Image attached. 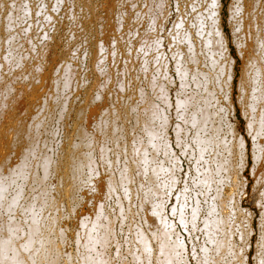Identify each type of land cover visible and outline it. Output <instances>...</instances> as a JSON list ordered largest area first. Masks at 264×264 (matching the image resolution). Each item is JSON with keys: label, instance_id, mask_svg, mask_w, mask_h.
Returning a JSON list of instances; mask_svg holds the SVG:
<instances>
[{"label": "bare ground", "instance_id": "obj_1", "mask_svg": "<svg viewBox=\"0 0 264 264\" xmlns=\"http://www.w3.org/2000/svg\"><path fill=\"white\" fill-rule=\"evenodd\" d=\"M12 1L15 2L16 0L15 1L11 0L10 2H12ZM164 1L165 0H150L147 3V6H149V7H148V9H146V13L144 12L145 13V18L140 17L141 20L137 19L138 26L135 27L137 29L129 31L127 34H125V35H128L126 37L127 39L126 38L123 39L124 37L119 39V40H121V42H124L126 40L129 41L130 39H134V37L137 36L138 40H139V42L137 44L140 43L139 44L140 46H139V49H138L137 52L142 51L143 54L144 53L145 54H149L148 52H153L155 54V57H156L155 61L154 62L151 61L153 63V67H152L153 70L149 71L148 64L145 61V59L147 57H149L150 55L149 56L146 55L147 57H144L145 59L143 58L144 59L143 63L141 65V68L138 69V71L141 70L140 72L142 73V77L144 76V77L147 78V82L149 84V89L152 88V93H155L154 94L155 97L158 100H160L159 104H162V106H161L159 104H156L154 101L148 102L149 99L147 101L144 99V101H146V103L144 102V104H147V105L143 106L141 104L142 107L140 105V109L141 110L144 107V109L142 111V113L144 115V118L140 116L141 114L140 115H134L133 114L132 115L133 117L131 119L134 122V124L136 125V127H139V128H136V129L140 130L139 134L136 135L134 138H132V142L129 143L128 146L125 145L126 147L122 148V150H124L122 152H124V156L126 157V159L129 160V163L125 164V165H122L119 168L118 167L119 166V164H118L119 162L117 161L118 162L117 163L118 166H115V167L119 168V169H117V181H118L119 184H121V188L123 189V193L124 194H122V195H125V196H123V198L125 199L126 194L128 195L130 192H133V191H131L132 189H131V187H129V184L132 181L131 180L132 177H133V173L132 172L135 170L136 173L139 174L138 178H140V180H138V187L141 189V192H142L141 200L138 198L140 200V202H141V205L139 203L138 206L141 207L140 208L141 211L144 210V212L147 213V214H148V212L144 208L148 209V207H149V209H150L149 213L151 215L148 214V215H145V217L143 216L144 219L141 218V220L143 219L142 220L143 221L142 224L144 226V230H142L140 228H137L138 226L137 227L135 226L136 227V229H135L136 232L134 231L135 232V238H133V240L134 239L135 240L133 242L134 243L137 242V244L139 245V248H140L138 253L141 252V254H139V255L137 254L136 256H134L135 254L134 255L132 254V256L129 255L130 256V261L134 259L135 261L134 260L133 261L135 262V264H152V261H154V260L158 264H186L185 263L186 260L183 259V257H184L183 256V254H184L183 253L184 252L183 243H181L180 241L177 240L176 237H174V234H175L174 233L175 231L173 229L174 227L173 228L171 227L172 226L171 223H170V225L167 224L166 223L167 219L165 218V216L162 217V215H161L162 214V210L164 208V204H166L165 202H168V201L165 200L166 195L167 194L169 195L171 192H173L175 190V187H176V184H177V180H176V177H175L176 173L174 171L176 169V163L177 162H176V159L174 157H172L171 152H170L171 148H169V143L166 141V138H165L166 126L168 127V125H167L168 124V120H167L166 114H165V109L167 108V105H168V100H167V90H168V88L165 89V85H163V80L167 79V75H168L167 74V67H168V65H167V61L165 60V57L162 56L163 53H162V49H161V43H160L161 41H160V39L155 36V39L152 38L151 41H150V40L147 39V37H145V36H148V38H149V36L153 37L154 36L153 32L151 33L152 35L149 34V35H145L144 38L142 37L145 29H148V30H151V31L155 30V28H156L155 25L157 24V21H158V15L156 16V13L157 12L158 13L161 12V14H162V10L164 9V5L166 4ZM18 2L15 3L16 6H18L17 5ZM188 2H189L188 3L189 4L188 7H189L191 13H193L192 17L194 18L193 19L194 21H192L191 19L190 20H191L192 26L195 28L196 37L194 38V35H193L194 33L192 34L190 32V30H188L189 32L186 33V34L181 31L180 26H181L182 21L179 20V18L177 17V19L172 24V27H171L172 29L170 28L171 32L173 31V33H171V35H169L168 39L169 38L170 39L167 42L168 44H166L167 47H168L169 57H171V59H172V70L176 73V77L178 79V85H179L178 90L174 94L175 95V100H176V105H175V110H174L175 112H173L174 115L176 116L177 120H178V121L176 120L178 123L174 124L172 128H174L173 132H174V135H175V141L178 144V146L181 147V149H182L181 151H184V152L187 151V147L185 145H183V143L181 142V140L179 138V134L183 130L181 128L180 124H182L184 127L185 126L188 127L190 129V131H192V134L190 136V140L192 142V145H193L194 149H196L197 156H198L197 159L195 160V163H194V171H195V178L193 179L194 188L197 187L199 189V191L203 190L204 192L206 190L209 191L212 188L213 189L216 188L215 189L216 192H214V190L212 189L213 192H214L213 201H212V203H209L210 200L208 202V204H209L208 212L205 211L207 215L204 214L205 216H203V218L201 220H199V222L202 221L201 222L202 223V225H201L202 227L201 228H204L203 229V231H204L203 235L205 234V236H203V237H205L204 238L205 242L206 243L209 242L208 245L210 246L208 249L205 248L204 245L202 246V247H204V249L201 250L203 256L201 255L200 257L201 258L203 257L205 262L207 261V262H209V264H224L223 261L225 260L226 257L235 255L236 259H237V256H238V254L240 255V251H241V249H239V247L236 244H233L231 242V240H233V238H234V237L231 238V236H233V235H231V233L234 231V228L230 225L231 222H232L231 219H232L233 213H232V211H229V210H231L230 207H231V204L233 203V200H234V199L231 198V196H233V195H228V196L226 195L224 197L223 196V193H224L223 192V186H228L229 190H231V191L235 187V182H236V179H237V171H236L235 165L238 164L237 161H236L237 159L240 158V161H241L242 158H243L244 141L242 139H239V140L238 139H234L233 141H230V140L227 141L224 138H221L220 134H221L222 128H223V126L225 124V121H224V117L222 116V113L220 112L221 111V107L218 104H217L218 107L217 106L214 107V102H215V105H216V101H215L216 98H214V93H215V91L217 89H219V91L221 89H225V92L229 96V94H230V92L232 90V86H233L232 82H233V76H234L235 58L230 54L228 41H227V39H226V37L224 35V31H223L222 12H221V10H222V2H221V0H189ZM258 3H259V0H232L230 5H229V8H228L227 12H229V21L231 22V24L233 26L232 27V39L234 40V44L236 46L237 55H239L240 59L242 60V64L241 65H243L242 66L243 72H242V75H241L242 77H241L240 80H238L239 83H240L238 86H240V93L242 94V96H243V94H246L247 91L249 92L246 95L248 97V99H245V100H247V102L245 104V109L244 110H246V114L249 113L248 118L246 120V126H247V131L248 132H252L251 138H252V140H254L253 144H252L253 153L252 152L251 153L253 154V158H254L253 160L255 161V163H257L258 160H259V164H260V162L263 163L261 161V158H264V153H263L264 152V148H263V146H264V133H263L264 132V32L262 34L260 32V30H258V29H259V27H261V28L264 27V13H262V14H259V13L256 14L255 13V9H256ZM11 5H12V3H11ZM11 5L9 7H11ZM259 5H260V3H259ZM13 6H15V5L13 4ZM19 6H20V4H19ZM263 6H264V4H263ZM110 7H109V9H110ZM126 7L129 8L128 5H126L125 8ZM13 8L14 7H12V9ZM145 8H147V7H145ZM16 9H18V8L16 7ZM19 10H20V15H21L22 11H21V9H19ZM19 10H17L16 12L18 13ZM9 12H10V9H9ZM11 12H12V10H11ZM126 12L127 11H125V14H126ZM3 15H4V12H3ZM15 16H16V14H15ZM142 18H143V20H142ZM3 19H4V21L0 22V24L2 23L1 26H0V48H2L1 49L2 53L0 54V59L2 58L1 60L3 61V64H2V61H1L0 70L3 69L4 67L5 68L8 67L10 69L11 66H15L16 67L19 64L22 65L23 62H24V61H22L23 58L22 59L21 58L18 59L17 58L18 56L17 57L15 56V55H18V54L15 53V51H14L15 49H13V47H14L13 43H12L13 47L11 46L12 40H14V38L16 37L15 33H17L16 31H13V29H15L14 26L17 27L15 25V22H16L15 21V17H14V19H11V17L7 16V17H4ZM16 19L19 20V18H16ZM139 21H140V23H139ZM122 22H124L123 21V15L118 14V17L115 19V22L113 24V29H111V30H114L113 32H115L117 29L120 30L119 28L122 25ZM109 23H110V21H109ZM141 29H143V31H141ZM15 30H17V29H15ZM191 30H193V29H191ZM263 30L264 29H262V31ZM168 31H170V30H168ZM118 32H117V34H118ZM154 32H156V31H154ZM2 33H3L4 36L2 35ZM116 38H118V37H116ZM24 42H25V40H24ZM134 42H135V39H134ZM109 43H110V41H109ZM114 43L115 42L113 40V44ZM25 44H28L30 46V44L27 43V42ZM102 44H103V42H102ZM113 44L111 46L109 45V47H112ZM1 45L3 47H1ZM99 45L100 46L97 47L99 49V51H97L98 52L97 55L99 56V54H100L102 56V55H104L103 54V49L104 48L106 49V47L103 45L104 46V48H103V46L100 43H99ZM116 45H117V43H116ZM120 45H121V43H120ZM29 46H27V47L28 48L32 47V45L30 47ZM122 46L125 47V45H123V43H122ZM114 47H117V46L114 45ZM28 48H26V49L28 50ZM120 48H121V46H120ZM44 49H46V48H44ZM31 51H32V53H34L33 52L34 50H31ZM31 51L29 50L30 53H31ZM41 51H42V49H41ZM43 51H45V50H43ZM53 51L54 50H52V52ZM115 51H117V49ZM122 51H124V50H122ZM48 52L51 53V51H48ZM19 53H20V51H19ZM54 55L57 56V54H54ZM111 55L113 56V54H111ZM151 55H153V54H151ZM201 55H203L204 58H205L204 59L205 61L203 63L202 62L201 63L204 64L207 67V68L206 67H204V68H206L208 71L207 70L203 71L204 69L202 71H200L198 69L200 71V72H198L196 70V66H199L198 65V61H200V57H202ZM23 56L25 58V56L28 57L29 54L28 55L26 54V55H23ZM30 56H31V54H30ZM40 56H39V58L42 57V56L41 57ZM98 56H97V61L99 60ZM104 56L107 57V55H104ZM109 56H110V54L108 55V57ZM123 56H125V55H123ZM126 56L128 58V55H126ZM44 57H45V55H44ZM64 57H65V55H64ZM43 58H41L42 61H45V59H47V58H45L43 60ZM56 58L59 60L60 57L58 58V56H57ZM32 59H33V55H32ZM67 59L70 62L72 61V58H71V60L69 59V57ZM106 59L107 58L103 59L102 57H100V60L97 63L100 64V63L106 61ZM202 59H203V57H202ZM25 60H26V58H25ZM48 60H50V59H48ZM68 60L66 62H68ZM125 60H123V61H125ZM128 60H130V59H128ZM33 61L40 62V61H38L37 58L35 60H33ZM60 61L61 60H59V62L56 63L54 60L53 61L50 60V63H49L50 64V66H49L50 68H49V70L46 71L44 76L43 77L41 76L40 79H39V76H38V72H40V71L37 72V70L39 69L38 68L39 65L37 63L36 65L38 67L36 66V68H38V69L36 71H34L35 73L37 72L38 82L40 81L39 84L37 85V88H35L36 85L34 86V82H35L36 78H35V74L33 72L32 74H34L33 77L35 79L32 76L31 77L34 79V82L32 83L31 80H33V79H31L29 81L30 85L28 83L24 84L23 81H22L24 79H22L21 80L22 84H24V86L28 85L29 89H27V88L26 89H22L21 88L22 85H20L21 89H19V91H18L19 93L17 92V96L12 95L13 91L17 89V88L13 89L12 85H14V84L11 85V84H9L10 83L9 81H5V80H7V78L5 79V77H4L5 80L2 81L3 77L1 79V75H0V217L2 215L1 212L10 213V211L13 212V210H15L16 208H18V210L22 209L21 208L22 206L19 208L17 206V204H16V202L18 203L19 197H21L22 193L24 192V191L21 190L22 188H20V186H19L20 191H22V193L17 188L15 190V193H14V190L13 191L9 190V191H12V193H13L9 197L6 196V195H9V194H7V193H9L7 190H8L10 185L15 184L14 182H15V180L17 178L20 177L21 181L25 179V178H23V176H24L23 172L25 170L27 171V167L28 166L31 168V164L33 163V162H31V160L33 161L35 159L34 156H36V155H34V154L36 152L34 150V147H32V145H30V144H29L30 147L27 146L28 148L27 147H22V145H23V142L25 143V141L28 138L26 136H29V135L32 136V139H31L32 142H34L36 140L35 142L37 143V141H38V136H36L37 139H35V137L33 139V134L35 135V131L38 128L42 127V125L40 123L42 122V124H43V121H41V119L44 118V116L42 115L43 117L41 116L42 117L41 119H39L40 117H38V119L41 122L39 120H37V116H40V113L45 111L46 108H47V110H49V108L46 107V105L48 103L45 104L46 103V99L45 98L49 94L48 87L50 86V88L53 89V91L55 90L54 92L57 95H55L53 93V95H54L53 98L55 96H58L57 100H58V103H59V100H60L59 98H61L62 97L61 95H63V94L65 96V93H66L67 89L70 88L69 87L70 86V82H72L71 79L73 78V76H75L74 67L69 65L72 62L71 63L69 62V64L64 62L62 64V62L64 60H62L61 63H60ZM123 61H122V63H123ZM109 62H110V60H109ZM106 63H108V62H106ZM119 63H121V62H119ZM196 63H197V65H196ZM40 64H42V63H40ZM43 64H44V62H43ZM103 64L104 63H102V65ZM33 65L35 67V64H33ZM117 65H119V66H117L116 71H114L115 68L113 69V71L116 72V73L113 74L111 72V70H110V72L113 74V76L116 75V76H114L116 78V82H117L116 83V87H115L116 88V94L119 93L120 96H121L123 94L122 92H124L123 89H125L123 87L124 85L122 83V80H124L123 79V76H124L123 73L124 72L122 73V71L125 70L124 69L125 65L118 64V63H117ZM23 66H21L22 69H23ZM130 66H132L131 63H130ZM21 67H19V68H21ZM101 67H99V68L96 67L95 68L96 71H97V69L101 70ZM17 68H16V70H17ZM27 68H26V70H28ZM111 68H113V67H111ZM198 68H201V67H198ZM45 69H46V67H45ZM122 69H124V70H122ZM127 69H129V68H127ZM10 70H12V69H10ZM14 70H15V68H14ZM24 70L25 69H23V71ZM130 70H132V69H130ZM210 71H213V73H212L213 76L212 77L210 76V74H211ZM12 72H14V71H12ZM29 72L30 71L27 72V75H28ZM42 72H40V73H42ZM1 73H4V72H1ZM56 73H58V76H57ZM125 73H127V72H125ZM151 73L152 74L156 73V75H157L156 78L155 77L152 78V76L148 77V75H150ZM21 75L23 76V74H21ZM24 75H25V73H24ZM29 75H30V73H29ZM14 76H15V74H14ZM97 76H98V74H97ZM102 76L104 77V75H102ZM105 76H106V73H105ZM113 76H112V80L115 81ZM107 77L110 78L108 73H107L106 78ZM14 78H17V77H14ZM23 78H26V75ZM134 78H133V80H134ZM137 79H138V77H137ZM28 80H29V78H28ZM169 80L167 81L168 85L170 83ZM73 81H75V79ZM7 82H9V83H7ZM14 82H12V83H14ZM24 82H25V80H24ZM145 82H146V80H145ZM17 83L19 84L21 82H17ZM17 83L15 85H17ZM72 83H74V82H72ZM104 83L108 84V80L103 82V83H101V85L103 84L102 86L97 84L98 86H101L100 89L98 87H96V88H98L100 91H101L102 87H103V89H105L106 87L104 86L105 85ZM111 83H112L111 86L114 87L115 82H114V84H113V82H111ZM188 83H191L192 84V88H195L198 93L194 92V94L189 95L190 92H188L189 94L187 95L186 94L187 90L185 91V89L188 88ZM74 85H76V84H74ZM146 86L148 87V85H146ZM247 86H248V88H246ZM72 87L74 88L73 85H72ZM78 87H79V85H77V88ZM50 88H49V90H50ZM75 89L76 88H74V90ZM108 89H107V91L109 92L110 89L109 90ZM126 89H128V88H126ZM63 90H65V93L62 92ZM99 90H97V91H99ZM112 91H114V90H112ZM125 91L127 93V90H125ZM149 92H150V90H149ZM70 93H73V92L70 91ZM102 93H104V90L102 91ZM240 93H239V95L241 97ZM51 94H52V91H51ZM51 94L48 95V96H51ZM98 94H99V92H98ZM138 95H139V101H140V100H143V98L146 97V96L144 97V95H147V93L143 94V92L140 90ZM108 96L111 97V94L110 95L108 94ZM126 96H128V95H126ZM153 96H152V98H154ZM66 97L63 98L64 102H66V100H67V99L65 100ZM118 97H119V95H118ZM215 97H216V95H215ZM97 98H99V95H97ZM132 98H133V92H132ZM134 98H137V97L134 95ZM238 98H239V96H238ZM244 98H246V97H244ZM244 98L241 97L240 101L244 100ZM101 99L103 100L102 96H101ZM114 99H116V98H113V102H114ZM89 100L93 101L92 99H89ZM152 100H155V99H152ZM245 100H244V103H245ZM53 101H54V99H53ZM91 101L88 102V104H90L88 108H90L91 111H92V109L94 110L96 103H95V101H93L91 103ZM97 101H98V99H97ZM99 101H101V100H99ZM103 101L105 102V100H103ZM64 102H61V103H64ZM55 103L57 104L56 101H55ZM64 104L63 105L61 104L62 106L61 105H58V106H61V107L64 106V108H65L66 104L65 105ZM52 105H53L52 107L50 106L51 107L50 108L51 111L54 109L53 108L54 107V103ZM111 106H112V104H111ZM119 106H120V104H119ZM55 107H57V105ZM99 107H101V106H99ZM103 107L106 108V110H107V107H105V105ZM229 107H231L230 102H229ZM240 107H241V105H240ZM86 108L87 107H85V109ZM88 108L86 110H88ZM104 108L103 109L100 108L101 109L100 111L103 110L101 112L103 115L105 114L104 113L105 112ZM132 109L134 111H136L135 107H132ZM140 109H139V111H140ZM62 110L63 111L60 110L59 112L57 110V112H55V113H58L57 115H59L61 117L63 115H60V114L62 112L63 113L65 112L64 109H62ZM97 110H94V114H97V113H95V112H98ZM113 110H115L114 107H113ZM125 110H126V108H125ZM125 110L123 112H125ZM89 111H88V114L91 112V111L90 112ZM130 111L132 112L131 109H130ZM107 112L111 113L112 111H108L107 110ZM118 112H119V110H118ZM51 113H53V112H51ZM51 113H50V115L52 116L53 114H51ZM92 113H93V111H92ZM136 113H137V111H136ZM243 113H245V112H243ZM45 115H46V113H45ZM87 115H85V116H87ZM89 115H88V117H89ZM103 115H101V116H103ZM107 115H108V113L106 114V116H103V117H107ZM127 115H130V113H128ZM244 115L245 114H243V116ZM119 116H120V114H119ZM53 117H54V115H53ZM108 117H109V115H108ZM117 117L118 116L116 114L115 118L119 119ZM124 117H126V116L125 115L120 116V118H124ZM56 118H58V117L56 116ZM115 118L113 119L115 121V122L113 121L114 124L117 121ZM91 119H95L94 115H93V118H91ZM100 119H101V117H100ZM100 119H98V120H100ZM103 119L104 118H102V120ZM106 119L108 120V118H106ZM106 119L103 120V123H102L101 126L105 127V125L107 124L106 123V121H107ZM127 119L130 120V118H127ZM95 120H92V121L94 122ZM90 122H87V123H90ZM93 122H91V123H93ZM111 122H112V118H111ZM122 122L123 121H121V123ZM95 124H97L95 126H97V128L99 129V126H100V125L98 126L99 121H97V123H95ZM114 124L109 123L108 127L110 125V127H109L110 131L114 130V132H116V131L118 132L120 129L118 130L116 125H114ZM48 126H47V129H48ZM101 126H100V129L102 128V130H103L102 133L104 132L105 135H103L104 134L103 133L102 136H101L100 135V131H99V134H98V131H97L98 129L97 130L95 129L94 131L97 132L98 136L103 137V136L107 135V137H108V134H106V130H108V128L104 130L103 129L104 127H101ZM119 126H121V125L119 124L118 128H119ZM85 127H88V126L86 125ZM91 128H92V126H91ZM42 129H44V127ZM75 129H77V130H74V131H77V132H75L76 133L75 134L76 135L75 138H77L76 139L77 142H75V144H74L76 148L73 149V147H72V149H73L72 151H74V150H76V151L73 152V154H75V155L72 158H71V155H70V158H71V159L69 158L70 161L67 160L69 162L68 170H70L71 173L75 177L78 178V179L76 178L78 181L80 180L79 179L80 177L83 179V177H82L84 175V174H82L83 172H85V174H86L85 178L89 179V178H92L93 176L94 177H98L97 165H96L95 161L92 160L93 158L91 159V157H90L92 153H82L83 151L81 150L84 147V150H85L84 152H86L87 150H88V152H89V150L92 152V150L90 149V147H92V146L89 145L90 143L88 142L89 140H87L88 138L86 139V136H87L88 133L86 134L85 130L84 131L82 130V127H81V129L79 127H77V128L75 127ZM32 130H35V131L32 132ZM88 130L87 131L89 132V134H90V132H92V133L94 132V131H90L91 130L90 128ZM185 130H186L185 132H188L187 128ZM231 131H232V129L228 130V132H230L232 134ZM31 132H32V135H31ZM41 132H42V130L40 131V133ZM114 132L112 131V134ZM185 132L183 134H186ZM234 132H233V136L235 134ZM43 133H45V131ZM249 134L250 133H248V135ZM91 135H93V134H91ZM91 135L89 137H91L90 140L93 141V142L97 141L96 138L100 139L99 137H96L97 136L96 134H95L96 138H94V135L93 136H91ZM115 135L116 134H114V136ZM24 138H26L25 141L22 140ZM43 139L45 140V137ZM43 139L41 140L40 143H42V141H44ZM104 139H102L101 141H103ZM47 141H48V143L50 142L49 140H47ZM101 141L98 140L97 142L100 143ZM44 142H46V140ZM40 143L38 145H40ZM73 143H74V141H73ZM91 144H92V142H91ZM102 144L101 143L99 145L97 144L99 148L97 147L95 154L98 157V159L102 162L101 164L105 165V163L107 161L106 158H107L108 150L105 147V145H102ZM25 145H27V144H25ZM45 145L43 144V147L40 146L43 152H44ZM77 147H79V149ZM92 149H95V148L93 147ZM36 150L38 152V149H36ZM80 150H81V152H80ZM50 151H51V149H50ZM236 151H238V153H236ZM45 152H47L46 149H45ZM38 153L40 154V152H38ZM44 153H43V155L42 154L41 155L44 156ZM93 153H94V151H93ZM233 153H235V155H237L238 157H235L234 159H236V160L234 161V163L230 164L229 163V158L231 159L232 156H234ZM49 154H50V152H49ZM49 154L46 155V157H40L41 155L37 156L36 160H37L38 163L37 162H34V163L35 164L37 163V166L39 167V171L42 174V175H40L41 177H39L40 180L44 178L42 181H46L45 178H47V180L50 182L52 180V178H51V180H49L48 178H50L53 175L52 174L53 171L57 170L58 167L57 166L55 167V163L53 164L54 160H52V162H51L52 158L48 157ZM157 154H162L161 155V157H162L161 160L162 161L157 162V160H158ZM207 154L210 157L207 156ZM226 155H228V158H227L228 161L225 159ZM221 156H223V158ZM38 157H40V159ZM235 163H237V164H235ZM50 164H53V166L55 168L54 169L52 167L53 170L51 172L52 175L50 174L51 176H49V174L47 175V173H49L48 170H51V169H49L50 166H51ZM114 164L116 165V163H114ZM242 164H244V162ZM111 165H113V164H111ZM198 165H200V168H198ZM254 165L257 167V164H254ZM32 166H33V164H32ZM35 166L36 165H34V167ZM64 166L66 168L67 163ZM60 167H62V166H60ZM242 167H244V166H242ZM256 167H255V169H256ZM259 167H261V166H259ZM34 169H37V168H34ZM59 170H61V168ZM66 170H67V168H66ZM242 170H243V168H242ZM35 171L37 173V170H35ZM28 172L30 173L32 171L30 170ZM55 172L57 173V171H54V173ZM58 172H59V174L61 173L60 171H58ZM25 173L27 174V172H25ZM36 173L33 171V174H32L33 177H35L38 174V173L37 174ZM65 173H68V172H65ZM238 173H240V172H238ZM256 173L259 174L261 172L257 171ZM34 174H35V176H34ZM59 174H58V176L61 175V174L60 175ZM138 174H137V176H138ZM21 175H22V178H21ZM27 176H29V175H27ZM27 176H25V177L29 179V177H27ZM47 176H49V177H47ZM111 176H112L111 174L110 175L108 174L106 177L109 178ZM238 176H239V174H238ZM253 176H255V172H254ZM33 177L31 178V176H30V179H32V183H33V181L36 182L35 180L37 179L35 177V180H34ZM61 177H62V175H61ZM64 177H66V175H64ZM54 178L57 179L56 182H54L55 181ZM54 178H53V182L52 183L50 182V184L53 185L50 188V191H47L46 187H45V191H44V189H42V191H44L45 193L47 191L48 192L47 194H49V192L53 191V192H51V194H55L57 196V194L61 193V191H62L59 188H60V186H62L61 184H63V183L59 184L60 182H62V181L59 180V179H61L60 177H58L59 179L57 178V176H55ZM67 178H65L66 181H67ZM263 178H264V176L261 179L262 181L264 180ZM38 179H37V181H38ZM98 179H100V177H98ZM256 179H257V182H255V181L254 182L258 183L259 181H258L257 175H256ZM91 180H93V179H91ZM91 180H88V181H91ZM24 181L26 182V179ZM80 181L82 182V180H80ZM98 181L102 182L101 180H98ZM104 181L106 182L107 180H104ZM115 181L116 180L114 179V177L113 178L111 177V178L108 179L107 182L109 183V185H107V187L104 186V188L109 189V191L111 190V192L106 190L105 193L109 192V194H110L112 192L113 193L115 192L116 189L113 191V189H114L113 187L115 185ZM262 181H261V185L263 186ZM70 182H71V180H70ZM85 182L88 183L86 179H85ZM95 182H97L96 178H95L94 182L91 181V183H95ZM100 182H98L96 184H99V186H100V184H101ZM37 183H39V182H37ZM78 183L80 185V182H78ZM91 183L90 184L88 183V184L90 186H93V184L91 185ZM81 184H84V182L81 183ZM44 185L46 186V183ZM89 185H88V187H89ZM241 185L244 186L242 183H241ZM261 185H260V187H261ZM16 186H18V185H15V187ZM37 186L40 187V185H36V188H38ZM238 186H240V185H238ZM13 187H14V185H13ZM28 187H30V186H28ZM41 187L44 188L43 187V183H42ZM109 187L112 188V189H110ZM138 187H137V189H139ZM97 188L95 187L94 189H96V191L97 190L99 191L100 187H99V189H97ZM104 188L101 187V189H103V190H104ZM13 189H15V188H13ZM29 189L30 188H28V190ZM67 189H69V188L67 187ZM81 189H82V191L85 190V189L83 190V188H81ZM87 189H89V188H86L85 191H87ZM122 189H121V191L120 190L119 191L122 192ZM261 189H262V187H261ZM32 190H34V189H32ZM72 190L75 191V187H72ZM187 190H188V185L183 186L179 191L177 190L178 193H177V197H175V200L177 201L178 199H180V200H182L181 202H183V199L185 198V195L187 194L186 193ZM38 191H39V189H38ZM42 191H41V188H40L39 195L36 193L37 197L39 196L38 199H34L35 197L33 196V198H32L33 200L32 201L34 203H35L34 200H37V201L39 200L40 203H41V201H42L41 196L42 195H44L43 198L45 197V199H46L45 195H47V194H45ZM98 191L96 193H94L93 196H92L94 198V200L91 199V198H86L88 200L91 199L93 201L92 203H94V201L96 202L95 204H92L94 206L96 205L95 208L93 209V207L91 206V208L89 209V210L92 209L93 213L89 212V211L87 212V210H88L87 208L88 207H86L85 212L83 214L79 215L78 219L76 218L77 221H74L76 223H73L74 225H72V228H71V231L74 234V242H75V249H76L75 256H76V258H79V260L81 261L80 264H106V260H105L106 256L104 257L103 254H102L104 250H102L103 247L101 246V244H99V245L102 247V248L100 247L101 248L100 250L102 251V253H101V251L100 252L98 251L99 249L96 251V244L103 242V239L107 240L105 238L108 237V235L110 236L109 231H108V229L105 226L106 222H108L109 220L108 219H107L108 221L106 220V217H105L106 214L103 215L102 208H101V202H100V201H102L101 197L104 196V195H102L100 192H99L100 193L99 194ZM138 191H140V190H138ZM261 191H264V189L261 190ZM261 191H260V195L262 196V194H261L262 192ZM63 192H66V191H62V193L59 194V195L62 196ZM72 192L73 191H69V193H70L69 196L72 195L71 194ZM239 192H241V190ZM41 193H42V195H41ZM226 193H227V191H226ZM84 194L91 197V195L87 194V192H84ZM131 194H134V193H131ZM131 194H129V195H131ZM193 194H195V193H193ZM198 194L201 195V193H198ZM205 194H207V192L203 193V195H205ZM231 194H233V192ZM100 195H101V197H100ZM97 196H99V198ZM52 197H54V196H52ZM52 197H51V200H52ZM263 197H264V194H263ZM48 198L49 199H47V203L50 201V197H48ZM204 198H206V197H204ZM219 198H221V200H219ZM25 199H26V197H25ZM56 199H57V197H56ZM99 199H101V200H99ZM193 199L197 202L196 197H194ZM21 200H22V198H21ZM59 200L60 199H58V201ZM184 200L186 201L187 199H184ZM123 201H125V200H123ZM126 201H127V199H126ZM214 201H216L217 204L216 203L214 204ZM262 201L264 202L263 199H262ZM29 202H31V201H29ZM29 202H28V206H27V203H26L25 207H29L30 204H31V206L27 210L23 209V212L25 211L24 213H26V215H27L26 217L22 216L24 214L21 211V213H22L21 216L22 217L20 219H22L23 222L21 220L19 221V219L17 220L19 222H17L14 219H12L11 216L9 217L10 219H8V217H7L8 214L5 216V217H7L8 221H6V222L4 221V224L2 223V221L0 222V264H26V263L28 264V262L32 263L35 260L37 261V264L38 263L39 264H58V258H59L60 255H62V254L68 255L69 254V253H67L68 250H69L68 249L69 246L67 247V243H65L62 246V248L56 247L55 246V244L57 243L55 241L56 239L55 240H54V238L51 239L50 234L48 235V233L46 234L45 232H43L44 229H42V228L44 226L42 227V223H40V220H39L41 215L39 214L40 217L39 218L37 217L38 214H35V211L33 210L34 207H32L33 203L29 204ZM44 202L45 201H42L41 206L43 204H44L43 206H45ZM54 202H55V200H54ZM86 202L87 201H85V203ZM50 203H51V201L48 204H50ZM83 203H84V201H83ZM119 203H120V201H119ZM52 204H53V200H52V203L50 205H52ZM86 204L88 205L89 203H86ZM185 204L183 205V203H182L183 207H181V210L185 209L184 208ZM195 204L196 205L194 207H192V209L189 208L190 209V214H191V215H189V217H190L189 218L190 222L188 221L190 223L189 226L191 224L193 225L196 222V220H198L200 218L199 217L200 209H198L197 203H195ZM256 204H257V202H256ZM36 205H38V203ZM257 205H259V204H257ZM263 205H264V203H263ZM43 206H42V208H43ZM56 206H58V205H56ZM119 206H122V204L119 205ZM232 206H234V205H232ZM219 207L222 209L221 212L218 211ZM260 207H262V209H263L262 210L263 213H261V215H262V219H261L262 221L261 222H263L262 224H264V208H263L264 206H262V204H261ZM38 208H40L39 205H38ZM38 208L36 206V211H37ZM42 208H40V211L42 210ZM172 208L174 209V207H172ZM179 208H180V206H179ZM43 209H47V208H43ZM140 209H139V212H140ZM173 209H171V211ZM226 209H228V211H226ZM55 210H56V208H55ZM137 210H138V207H137ZM181 210L179 209V211H178L179 212L178 213L179 214V218H180L179 221L181 222V220L184 219L183 221L185 222L186 217L184 216L185 218H182V214L180 213ZM223 210H225V211H223ZM127 211H128V209H127ZM239 211L240 210H238L236 212H239ZM241 211H242V209H241ZM15 212H16V210L13 212L14 215H15ZM4 213H3V216L5 215ZM17 213H18V211H17ZM234 213H235V211H234ZM144 214H142V215H144ZM243 214H244V212H243ZM10 215H12V213ZM241 216H239V213H238V217L240 218ZM246 216H248V215H246ZM140 217H142V216H140ZM233 217H235V216H233ZM4 218L2 217L0 219H4ZM66 218H65V220H66ZM163 219H166V220H163ZM52 220H54V219H52ZM234 221H235V219H234ZM246 222H248V221H246ZM48 223L47 224L45 223L46 224V226H45L46 227V229H45L46 231L48 230L47 228L49 227ZM51 223H52V226L55 227V225H56L55 224V220H54V223H53V221ZM60 223H62V221ZM88 223H89L90 226L88 225ZM168 223H169V221H168ZM62 224H64V223H62ZM62 224H60V226ZM234 224H235V222H234ZM259 224H261L260 221H259ZM262 224L260 225V227L262 226ZM183 225H184V228H185L186 225L185 224H183ZM236 225H238V224H236ZM60 226L58 225L56 227L57 230L55 229V231L57 233L56 237L58 239L60 238L59 241H61V240L63 241L64 240V236L67 235V233H68L67 232L68 228L66 229L65 228L66 226H65L63 229L62 228L59 229L58 227H60ZM145 226H146V230L147 231H145ZM193 226H196V225H193ZM239 226H242V224L239 225ZM50 227H51V225H50ZM61 227H63V226H61ZM235 229H237V228H235ZM238 229H237L236 232H238ZM244 229H246V228L244 227ZM21 230H23L22 233H21ZM49 230H50V232L54 231L52 227ZM249 231H251V230H249ZM98 232H100L101 234L98 235ZM246 232H247V230H246ZM18 233L22 234V236H20V239H22L25 236V238H23L24 240L22 239L23 240L22 242L21 241L18 242V239H19L18 235H21V234H18ZM239 233L241 235V232H239ZM251 233H252V231H251ZM249 234H250V232H248V235ZM53 235H55V233H53ZM240 235H238V236L240 237ZM243 235L245 236V234H243ZM246 235H247V233H246ZM247 236H245V239L247 238ZM262 236L264 237L263 233L260 235V238ZM53 237H55V236H53ZM239 237H238V239H239ZM230 238H231V240H230ZM108 239L110 241L111 236H110V238L108 237ZM152 239H153V241H152ZM154 240L155 241L158 240V242H157V251H156L155 255L152 253L153 252V244L151 243V241L154 242ZM260 240H261L260 241L261 243L259 242V245L261 244L264 247V238H261ZM53 242H56V243L54 244ZM65 242H68V240H66ZM233 242L235 243V240ZM245 242H246V244H248L247 241H245ZM71 243H72V241H71ZM155 244H156V242H155ZM255 244H257V243H255ZM106 245H104V246H106ZM261 245H260V247H262ZM97 246H98V244H97ZM133 246L136 247V245H134V244H133ZM133 246H132V248H134ZM155 247L156 246H154V248ZM244 247H243L245 249V251L243 249L244 253L241 251L242 252V256H243L242 259H246L245 253H246V251H247L249 246L246 245ZM104 249H106V248H104ZM137 249H138V247L134 248V251L137 250ZM108 250H109V248H108ZM263 252H264V250H263ZM263 252L262 251L260 252L261 253V255H260L261 257L259 256V258H261V259L258 258V262H257V258H256V262L258 264H264L263 263L264 259H262V254H264ZM181 256H183V257H181ZM132 257H133V259H131ZM69 258L70 257H67V259H69ZM76 258L74 259V261L76 260ZM238 258H239V256H238ZM106 259L108 260V257ZM198 259H199V257H198ZM229 259H231V258H229ZM242 259H241V261H242ZM65 261H67V263H70V261H68L66 259H65ZM237 261H240V260H237ZM109 262H111V261H109ZM199 262H200V260H199ZM203 262L204 261L202 260V264H206L207 263V262L206 263H203ZM75 263L77 264V262H75ZM228 263L229 262L227 261L226 264H228ZM242 263H243V261H242ZM70 264H72V261H71ZM229 264H231V263H229ZM235 264H238V263H235Z\"/></svg>", "mask_w": 264, "mask_h": 264}, {"label": "rangeland", "instance_id": "obj_2", "mask_svg": "<svg viewBox=\"0 0 264 264\" xmlns=\"http://www.w3.org/2000/svg\"><path fill=\"white\" fill-rule=\"evenodd\" d=\"M11 0H0V22H3L4 21V17H7V16H9V17H11V19H14V17H15V21L17 22H15V25L17 26V27H15L14 26V28L15 29H17V30H15V29H13V31H16L17 33H15L16 34V37L14 38V40H12V42H11V46H12V43L14 44L12 47H13V49H15L14 51H15V53H17L18 55H15L18 59L19 58H23L22 59V61H24L23 62V64L22 65H18V66H11V68L10 69H12V70H10L8 67H4L3 69H1L0 70V75H1V79H2V77H3V79H2V81H4L6 78H7V80H5V81H9V82H7V83H9V84H14V85H12V87H13V89H16V90H14L13 91V93H12V95H15V96H17V92L19 91V89H29V87H28V85H25L24 86V84H29V81L31 80V79H33L34 77V74H35V78H36V80H35V82H34V79L33 80H31L32 81V83L34 82V86H35V88H37V85L39 84V82H38V79H37V77L39 76V79H40V77L42 76H44V74L46 73V71H48L49 70V66H50V60L51 61H55L56 63H58L59 62V60H64L63 62H62V64L64 63V62H66L68 59V57H69V59L71 60V58H72V63L68 60V62H66L67 64H69V62L71 63V64H69V65H71V66H73L74 67V69H75V71H74V74H75V76H73V80L75 79V81H73L72 79H71V81L72 82H74V83H72V82H70V88H68L67 89V91H66V93H65V90H63L62 92L63 93H65V96H64V94L63 95H61L62 97L64 96V97H66L67 95V97L65 98V100H66V102H64L63 101V98L61 97V98H59L60 100H59V103H58V100H57V97L58 96H55L54 98H53V93L55 94V90L53 91V89H51L50 88V86L48 87V92H49V94L48 95H50L51 94V91H52V94H51V96H46V103L45 104H47L46 105V107H48L49 108V110H47V108H46V110L45 111H43L42 113H40V116H37V120H39V119H41L43 116H44V118H42L41 119V121H43V124H42V122L40 123L41 125H42V127L41 128H38L36 131L35 130H32V132H34L35 131V135L33 134V139H34V137H35V139H37L36 138V136H38V141H37V143L34 141V142H32V136H26V137H28L27 138V140H26V138H24V139H22V140H26L25 141V143L23 142V145H22V147H30V145H32V147H34V150H35V154L34 155H36V156H34V160L32 161L31 160V162H33L32 164H33V166H32V164H31V168L28 166L27 167V171L25 170L23 173V178H25L26 179V182L24 181V180H22L21 181V179H20V177L19 178H17L16 180H15V184H12V185H10L9 186V188H8V192L9 193H7V194H9V195H6L7 197H9L10 195H12L13 193H12V191L14 190V193H15V190H16V188L20 191V188H22L21 190L22 191H24L23 193H22V191H20L21 193H22V196L21 197H19V200H18V203L16 202V204H17V206L20 208L21 206V208L22 209H19L18 210V208H16L15 210H16V212H15V215L13 214V212L15 211V210H13V212L12 211H10V213H4V212H1V217L0 218H4L7 214V217H8V219H10L9 217L11 216V218L12 219H14L15 221H17L18 219H19V221L21 220L22 221V219H20L22 216L23 217H26L27 215H26V213H24L23 212V209H28L30 206H31V204L30 203H33L32 204V207H34V211H35V214H38V218L40 217L39 216V214L41 215V217L39 218V220H40V223H42V229H44L43 230V232H45L46 234L48 233V235L50 234V237H51V239L52 238H54V240L58 243H56V242H53L54 244H55V246L56 247H59V248H62V246L65 244V243H67V247L69 246V250H68V252L67 253H69L68 255H66V254H62V255H60L59 256V258H58V264H70L71 263V261H72V264H76L75 262H77V264L79 263H81V261L79 260V258H76V256H75V254H76V249H75V242H74V234H73V232L71 231V228H72V225H74L73 223H76V222H74V221H77V219H78V216L79 215H81V214H83L84 212H85V209H86V207H88L87 209V212L89 211V212H92V209L91 210H89L90 208H91V206L93 207V209L95 208V206L94 205H92V204H95L96 202L94 201V203H92L93 201L91 200V199H93L94 200V198L92 197L93 196V194L94 193H96L97 191H96V189H94L95 187L97 188V189H99V187H100V189H99V191H98V193L100 192L102 195H104V196H102L101 197V195H100V197H101V199H102V201H100L101 202V208H102V213H103V215H105V217H106V220L108 221V222H106V224H105V226H106V228L108 229V231H109V234H110V236H111V239H110V241H109V239H108V237L110 238V236L108 235V237H106L105 239H107V240H104L103 238V242H101V243H97L98 244V246H97V244H96V251L98 250L99 252L101 251L100 249L103 247V249L102 250H104L103 251V253H102V251H101V253L103 254V256L105 257V260H106V264H135V260L133 259V257L134 256H136L137 254L139 255V254H141V252L140 253H138L139 252V250H140V248H139V245L137 244V242H133L134 240H133V238H135V232H136V227L137 228H140V229H142V230H144V226H143V224H142V220L144 219L143 218V216L145 217V215H148V214H150L149 212V207H148V209L147 208H144V209H146L147 210V212H148V214L147 213H145L144 212V210L143 211H141V207H139L138 205H139V203H140V205H141V202H140V200H141V197H142V192H141V189L138 187V180H140V178H138L139 177V174L138 173H136V171L134 170L132 173H133V177H132V183L130 182V184H129V187H131V191H133V192H130L129 194H131V193H134V194H131V195H127L126 194V197H125V199L123 198V196H125V195H122V194H124L123 193V189L121 188V184H119L118 183V181H117V169H119L120 168V166H122V165H125V164H128L129 163V160L128 159H126V157L124 156V152H122V151H124V150H122V148H124V147H126V146H128L129 145V143H131L132 142V138H134L136 135H138L139 134V131L140 130H138V129H136V128H139V127H136V125L134 124V122L131 120L132 119V115L134 114V115H140L141 117H143L144 118V115H143V113H142V111H143V109H144V107H143V109L141 110L140 109V105L142 104L143 106L144 105H147V104H144V102L146 103V101L148 100V102H151V101H154L156 104H159V101L160 100H158L156 97H155V93H152V88H150L149 89V84H148V82H147V78L146 77H142V73L140 72L141 70H139L138 71V69H140L141 68V65H142V63H143V60L145 59L144 57H147V56H149V57H147L146 59H145V61L147 62V64H148V68H149V71H151V70H153V63L152 62H154L155 61V54L153 53V52H148L149 54H143V52L142 51H140V52H137L138 51V49H139V44H137L138 42H139V40H138V37L136 36V37H134V39H135V42H134V39H130L129 41H124V42H121V40H119V39H121V38H123V39H125L128 35H125V34H127L129 31H132V30H134V29H137V28H135V27H137L138 26V21H137V19L139 20H141V18L140 17H143V18H145V13H146V9H148V7L149 6H147V3L150 1V0H14L15 2H10ZM19 1V2H18ZM189 0H165L164 2L166 3L165 5H164V9L162 10V14H161V12L160 13H156V16L158 15V21H157V24L155 25V27L157 28H155V30L154 31H156V32H154L153 30L151 31V30H148V29H145V31H144V33H143V38H144V36L145 35H152L151 33L153 32V37H151V36H149V38H148V36H145V37H147V39L148 40H150L151 41V39L153 38V39H155V36L156 37H158L159 39H160V43H161V49H162V56L163 57H165V60L167 61V65H168V67H167V79L166 80H163V85H165V89L166 88H168V90H167V100H168V105H167V108L165 109V114H166V118H167V120H168V127L166 126V132H165V138H166V141L169 143V148H171V150H170V152H171V155H172V157H174L175 159H176V169L174 170L175 171V177H176V180H177V184H176V187H175V190L173 191V192H171L169 195L167 194L166 195V197H165V200L166 201H168V202H165L166 204H164V208H163V210H162V217H164L165 216V218L167 219H163V220H166V223L167 224H169L170 225V223H171V227L174 229V237H176L177 238V240L178 241H180L181 243H183V247H184V254H183V256L185 257H183V256H181V257H183V259H185L184 261H185V263L186 264H202V260L204 261L203 263H206L205 262V260L203 259V257L201 258L200 256L202 255V252H201V250H203L204 249V247L205 248H209L210 246L208 245V243L209 242H205V237H203V236H205V234L203 235V229L204 228H201L202 226V221L201 222H199V220H201L202 218H203V216H205L204 214H206V212H208V206H209V204H208V202H209V200H210V202L209 203H212V201H213V194H214V192H216L215 191V189L216 188H212L213 190H214V192H213V190L212 189H210L209 191L208 190H206L205 192H207V194H205V195H203V193H205L203 190H200L199 191V189L196 187V188H194V184H193V179L195 178V171H194V163H195V160L197 159V151H196V149H194V147H193V145H192V142H191V140H190V136H191V134H192V131H190V129L188 128V127H184L182 124H180L181 125V128L183 129L182 130V132L179 134V138H180V140H181V142L183 143V145H185L186 147H187V151L186 152H184V151H181L182 149H181V147L180 146H178V144L176 143V141H175V135H174V132H173V129L174 128H172L173 127V125L174 124H176V123H178L177 121V118H176V116L174 115V113L173 112H175L174 110H175V105H176V100H175V92L178 90V88H179V85H178V79H177V77H176V73L172 70V59H171V57H169V53H168V47H167V45L166 44H168L167 42H168V40L170 39H168V37H169V35H171V33H173V31L171 32V27H172V24H173V22L177 19V17L179 18V20H181L182 21V23H181V26H180V29H181V31L182 32H184L185 34L186 33H188L189 31L188 30H190V32L194 35V38L196 37V34H195V28L192 26V23H191V20L192 21H194L193 19V13H191V11H190V9H189V7H188V2ZM231 1L232 0H221V2H222V10H221V12H222V26H223V31H224V35H225V37H226V39H227V41H228V46H229V50H230V54L235 58V65H234V76H233V86H232V90H231V92H230V94H229V96L227 95V93L225 92V89H221L220 91H219V89H217L216 91H215V93H214V98H216V105H215V102H214V107H216L217 106V104L221 107V113H222V116L224 117V121H225V124H224V126H223V128H222V131H221V134H220V136H221V138H224L225 140H227V141H233L234 139H242L243 141H244V153H243V158H242V160L240 161V158L239 159H234L235 157H238L237 155H235V153H233V155L234 156H232V158L230 159L229 158V163L230 164H232V163H234V161L236 160L237 161V163H235V164H237V165H235V167H236V171H237V179H236V182H235V187L232 189V191L231 190H229V188H228V186H223V196L225 197L226 195L228 196V195H233V196H231V198L232 199H234L233 200V203L231 204V210H229V211H232V213H233V215H232V219H231V226L234 228V231L231 233V235H233V236H231V238H233V240H231V238H230V240H231V242L233 243V244H236L238 247H239V249H241V251L244 253V251H245V247L244 246H246V245H248L249 247H248V249H247V251H246V253H245V257H246V259H242V252L240 251V255L238 254V256H239V258H238V256H237V259H236V256L235 255H233V256H228V257H226L225 258V260L223 261L224 262V264H226L227 263V261L229 262V263H231V264H235V263H238V264H258L257 262H258V258H259V256L261 255V251L263 252V248L262 247H260V245H259V242L261 241L260 239L261 238H264L263 236L260 238V235L263 233L264 234V224H262L263 222H261L262 220V215H261V213H263V209H262V207H260L261 206V204H262V206H264L263 205V201H262V199L264 200V197H263V194H264V191H261V190H263L264 189V180L262 181L261 179H262V177L264 176V158H261V161L263 162V163H261L260 162V164H259V160H258V162L257 163H255V161L253 160L254 158H253V146H252V144H253V141L254 140H252V138H251V135H252V132H248L247 131V126H246V120H247V118H248V115H249V113H247L246 114V110H244L245 109V104H246V102H247V100H245V99H248V97L246 96L249 92L247 91L246 92V94H243V96L244 97H246V98H244L243 96H242V94L240 93V86H238L240 83H239V81L238 80H240L241 79V75H242V72H243V70H242V66L243 65H241L242 64V60L240 59V57H239V55H237V51H236V46H235V44H234V40L232 39V24H231V22L229 21V12H227V10H228V8H229V5H230V3H231ZM16 2H18L19 4H20V6H19V4L17 3V5L18 6H16ZM127 2V3H126ZM10 3V4H9ZM11 3H12V5H11ZM146 3V4H145ZM259 3H260V5H259ZM259 3H258V5H257V7H256V9H255V13L256 14H262V13H264V6H263V4H264V0H259ZM262 3V4H261ZM3 6H2V5ZM9 4V5H8ZM13 4L18 8V9H16V7L15 6H13ZM150 4V3H149ZM11 5V7H9ZM111 7H110V6ZM114 5V6H113ZM126 5H128V7L129 8H125V6ZM262 8H261V7ZM6 7V8H5ZM9 7V8H8ZM12 7H14L13 9H12ZM109 7H110V9H109ZM145 7H147V8H145ZM57 8V9H56ZM120 8V9H119ZM9 9H10V12H9ZM19 9H21V15H20V10ZM24 9V10H23ZM175 9V10H174ZM11 10H12V12H11ZM17 10H19V12L17 13L16 11ZM31 10V11H30ZM29 11V12H28ZM125 11H127L126 12V14H125ZM3 12H4V15H3ZM16 14V16H15V14ZM27 12V13H26ZM113 12V13H112ZM143 14H142V13ZM145 12V13H144ZM10 13V14H9ZM38 13V14H37ZM52 13V14H51ZM115 13V14H114ZM128 13V14H127ZM14 14V15H13ZM29 14V15H28ZM113 14V15H112ZM118 14H120V15H123V21L124 22H122V25L120 26V30H116L115 32H113L114 30H111V29H113V24H114V22H115V19L118 17ZM125 14V15H124ZM255 14V15H256ZM49 15V16H48ZM73 15V16H72ZM139 15V16H138ZM14 16V17H13ZM27 16V17H26ZM29 16V17H28ZM46 16V17H45ZM165 16V17H164ZM13 17V18H12ZM75 17V18H74ZM100 17V18H99ZM138 17V18H137ZM191 17V18H190ZM16 18H19V20H17ZM74 18V19H73ZM96 18V19H95ZM143 18H142V20H143ZM185 18V19H184ZM191 19V20H190ZM114 20V21H113ZM129 20V21H128ZM14 21V20H13ZM46 21V22H45ZM109 21H110V23H109ZM180 21V22H181ZM190 21V22H189ZM137 22V23H136ZM142 22V21H141ZM139 23H140V21H139ZM2 24V23H1ZM1 24H0V26H1ZM143 24V23H142ZM188 25V26H187ZM112 27V28H111ZM190 27V28H189ZM110 28V29H109ZM159 28V29H158ZM171 28V29H170ZM191 29H193V30H191ZM262 29H264V27L263 28H261V27H259V29L258 30H260V32L263 34V32H264V30L262 31ZM168 30H170V31H168ZM119 31V32H118ZM121 31V32H120ZM141 31H143V29H141ZM147 31V32H146ZM117 32H118V34H117ZM170 33V34H169ZM122 34V35H121ZM168 36H167V35ZM2 35H3V33H2ZM117 35V36H116ZM119 35V36H118ZM121 35V36H120ZM4 36V35H3ZM2 36V37H3ZM116 37H118V38H116ZM127 39V38H126ZM22 40V41H21ZM24 40H25V42H24ZM107 40V41H106ZM113 40H114V44H113ZM51 41V42H50ZM106 41V42H105ZM109 41H110V43H109ZM120 41V42H119ZM123 41V40H122ZM29 43L30 44V46L32 45V47H30L28 44H25V43ZM102 42H103V44H102ZM119 42V43H118ZM99 43L103 46H105L106 47V49L104 48V46H103V54L104 55H107V57H105L104 55H100L99 54V56L97 55V51H99V49L97 48L98 46H100L99 45ZM106 45H105V44ZM116 43H117V45H116ZM120 43H121V45H120ZM122 43H123V45H125V47L124 46H122ZM126 43V44H125ZM129 43V44H128ZM135 43V44H134ZM113 44V46L112 47H109V45L111 46ZM128 44V45H127ZM114 45L115 46H117V47H114ZM27 46H29L30 48H28ZM120 46H121V48H120ZM1 47H3L2 45H1ZM28 48V50L26 49V48ZM54 47V48H53ZM56 47V48H55ZM115 49H114V48ZM124 47V48H123ZM127 47V48H126ZM44 48H46V49H44ZM1 49L2 48H0V54L2 53V51H1ZM41 49H42V51H41ZM61 49V50H60ZM109 49V50H108ZM117 49V51H115ZM17 50V51H16ZM29 50L31 51V50H34L33 52L34 53H32V51H31V53L29 52ZM43 50H45V51H43ZM52 50H54L53 52H52ZM122 50H124V51H122ZM127 50V51H126ZM19 51H20V53H19ZM27 51V52H26ZM41 51V52H40ZM48 51H51V53L50 52H48ZM107 51V52H106ZM37 52V53H36ZM40 52V53H39ZM69 52V53H68ZM114 52V53H113ZM120 52V53H119ZM42 53V54H41ZM117 53V54H116ZM119 53V54H118ZM125 53V54H124ZM153 54V55H151V54ZM161 53V52H160ZM28 55L29 54V56L28 57H26L25 56V58H26V60H25V58H24V56L23 55ZM30 54H31V56H30ZM45 55V57H44V55ZM48 54V55H47ZM53 56H52V55ZM54 54H57V56H58V58H59V60L56 58L57 56L56 55H54ZM60 54V55H59ZM102 54V53H101ZM110 54V56L108 57V55ZM111 54H113V56L111 55ZM32 55H33V59H32ZM42 57H41V56ZM51 55V56H50ZM64 55H65V57H64ZM69 55V56H68ZM123 55H128V58H127V56L125 57V56H123ZM147 55V56H146ZM20 56V57H19ZM23 56V57H22ZM35 56V57H34ZM38 56V57H37ZM39 56L41 57V58H43V60L45 59V58H47V59H45V61H42V59L41 58H39ZM63 56V57H62ZM97 56L99 57L98 59L100 60V57H102L103 59H105V58H107L106 59V61H104V62H102V63H104L103 65H102V63H100V64H98L97 62L99 61H97ZM104 56V57H103ZM202 57H203V59H202V57H200V61H198V65L199 66H196V70L198 71V72H200V71H202L203 69V71H205V70H207L206 68V66L204 65V64H202L205 60V58H204V56L203 55H201ZM15 57V58H16ZM49 57V58H48ZM56 59H55V58ZM112 57V58H111ZM115 57V58H114ZM119 57V58H118ZM125 57V58H124ZM29 58V59H28ZM31 58V59H30ZM37 58L38 59V61H40V62H36V61H33V60H35V59ZM64 58V59H63ZM111 58V59H110ZM127 58V59H126ZM144 58V59H143ZM152 58V59H151ZM2 59V58H1ZM0 59V64H1V60ZM20 59V60H21ZM48 59H50V60H48ZM126 59V60H125ZM128 59H130V60H128ZM137 59V60H136ZM109 60H110V62H109ZM120 60V61H119ZM123 60H125V61H123ZM128 60V61H127ZM61 61H60V63H61ZM113 61V62H112ZM118 61V62H117ZM122 61H123V63H122ZM127 61V62H126ZM132 61V62H131ZM152 61V62H151ZM43 62H44V64H43ZM106 62H108V63H106ZM119 62H121V63H119ZM129 62V63H128ZM202 62V63H201ZM38 63V65H39V67L36 65ZM40 63H42V64H40ZM117 63L118 64H123V65H125L124 66V69H122V70H124V71H122V73H123V79L124 80H122V83H123V87L125 88V89H123V91L124 92H122L123 94L120 96V94L119 93H117L118 95H119V97H118V95L116 94V78L114 77V76H116V75H114L113 76V74H115L116 72H114V71H116V69H117V66H119V65H117ZM125 63V64H124ZM130 63H131V65L132 66H130ZM2 64H3V61H2ZM28 64V65H27ZM33 64H35V67H34V65ZM46 64V65H45ZM92 64V65H91ZM107 64V65H106ZM110 64V65H109ZM112 64V65H111ZM24 65V66H23ZM42 65V66H41ZM196 65H197V63H196ZM201 65V66H200ZM21 66H23V69H25L24 71H23V69H22V67ZM36 66L39 68H36ZM43 68H41V67ZM102 66V67H101ZM110 66V67H109ZM115 66V67H114ZM129 66V67H128ZM15 68V70H14V68ZM18 67V68H17ZM19 67H21V68H19ZM25 67V68H24ZM28 67V68H27ZM30 67V68H29ZM45 67H46V69H45ZM48 67V68H47ZM93 67V68H92ZM99 68V67H101V70H98L97 69V71H96V69L95 68ZM111 67H113V68H111ZM123 67V66H122ZM198 67H201V68H198ZM204 67H206V68H204ZM8 68V69H7ZM16 68H17V70H16ZM26 68L28 69V70H26ZM115 68V69H114ZM127 68H129V69H127ZM31 69V70H30ZM35 69V70H34ZM38 69V70H37ZM44 72H42L41 70ZM108 69V70H107ZM113 69H114V71H113ZM127 69V70H126ZM130 69H132V70H130ZM200 71H199V70ZM6 70V71H5ZM10 70V71H9ZM19 70V71H18ZM33 70V71H32ZM37 70V72L38 71H40V72H42V73H40V72H38V76H37V72L35 73L34 71H36ZM110 70H111V72L113 73H111L110 72ZM8 71V72H7ZM12 71H14V72H12ZM18 71V72H17ZM26 71V72H25ZM28 71H30L29 73H30V75H29V73H28V75H27V72ZM96 71V72H95ZM108 71V72H107ZM208 71V70H207ZM1 72H4V73H1ZM8 74H7V73ZM34 72V74H32ZM56 72V71H55ZM102 74H101V73ZM125 72H127V73H125ZM139 72V73H138ZM211 72V74H210V76L212 77L213 76V71H210ZM17 73V74H16ZM24 73H25V75H26V78H23L25 75H24ZM59 73V72H58ZM58 73H56L57 74V76H58ZM100 73V74H99ZM104 73V74H103ZM105 73H106V76H107V73L109 74V76H110V78L109 77H107L106 78V76H105ZM111 73V74H110ZM14 74H15V76H14ZM21 74H23V76L21 75ZM32 74V75H31ZM40 74V75H39ZM88 74V75H87ZM95 74V75H94ZM97 74H98V76H97ZM240 74V75H239ZM3 75V76H2ZM10 75V76H9ZM102 75H104V77L102 76ZM33 78H32V77ZM112 76H113V78L115 79V81L114 80H112ZM152 76V78L153 77H155L156 78V73H151L150 75H148V77H151ZM4 77H5V79H4ZM14 77H17V78H14ZM31 77V78H30ZM135 77V78H134ZM137 77H138V79H137ZM28 78H29V80H28ZM132 78V79H131ZM133 78H134V80H133ZM143 78V79H142ZM158 78V77H157ZM11 79V80H10ZM13 79V80H12ZM22 79H24L25 80V82H24V80H22ZM106 79V80H105ZM170 79V80H169ZM18 80V81H17ZM23 81V83L24 84H22V81ZM94 80V81H93ZM108 80V84H105L104 86L108 89H110V91L108 92L107 91V89L105 88V89H103V87H102V89L104 90V93H102V89H101V91L99 90L100 88H101V86L103 85H101V83H103V82H105V81H107ZM112 80V81H111ZM145 80H146V82H145ZM170 81V83H169V85H168V82L167 81ZM15 81V82H14ZM27 81V82H26ZM113 82V84H114V82H115V85H114V87H112L111 86V82ZM131 81V82H130ZM134 81V82H133ZM165 81V82H164ZM12 82H14V83H12ZM17 82H21V83H17ZM38 82V83H37ZM80 82V83H79ZM92 82V83H91ZM126 82V83H125ZM130 82V83H129ZM145 82V83H144ZM17 83V85H15ZM31 83V82H30ZM107 83V82H106ZM166 83V84H165ZM74 84H76V85H74ZM101 85V86H98V85ZM148 85V87L146 86V85ZM20 85H22V87L20 88ZM30 85V84H29ZM72 85L74 86V88H76L75 90H74V88L72 87ZM77 85H79V87L77 88ZM92 85V86H91ZM108 85V86H107ZM16 86V87H15ZM94 86V87H93ZM110 86V87H109ZM136 86V87H135ZM24 87V88H23ZM39 87V86H38ZM96 87H98V88H96ZM131 87V88H130ZM194 87V86H193ZM49 88H50V90H49ZM115 88V89H114ZM126 88H128V89H126ZM141 88V89H140ZM246 88H248V86L246 87ZM66 89V88H65ZM71 89V90H70ZM108 89V90H109ZM138 89V90H137ZM71 92H73V93H70V91ZM73 90V91H72ZM97 90H99V91H97ZM107 92H106V91ZM112 90H114V91H112ZM125 90H127V93H126V91ZM130 90V91H129ZM142 91L143 92V94H146L147 93V95H144V97L145 98H143V100H140L139 101V91ZM149 90H150V92H149ZM187 90V91H186ZM250 90V89H249ZM69 91V92H68ZM75 91V92H74ZM185 91L187 92L186 94L188 95L189 93L188 92H190V94L189 95H192V94H194V92L196 93L197 92V90L195 89V88H192V84L191 83H188V88H186L185 89ZM85 92V93H84ZM98 92H99V94H98ZM129 92V93H128ZM132 92H133V98H132ZM218 92V93H217ZM19 93V92H18ZM69 93V94H68ZM107 93V94H106ZM136 93V94H135ZM138 93V94H137ZM198 93V92H197ZM239 93L241 94V97L242 98H244V100H245V103H244V100H241L240 101V99H241V97H240V95H239ZM108 94L110 95L111 94V97L110 96H108ZM152 94V95H151ZM55 95H57V94H55ZM97 95H99V98H97ZM102 96V98H103V100H105V102L101 99V96ZM107 95V96H106ZM115 95V96H114ZM117 95V96H116ZM126 95H128V96H126ZM130 95V96H129ZM134 95L137 97V98H134ZM138 95V96H137ZM151 95V96H150ZM154 95V96H153ZM215 95H216V97H215ZM227 95V96H226ZM114 96V97H113ZM152 96L154 97V98H152ZM238 96H239V98H238ZM48 97V98H47ZM116 98V99H114V102H113V98ZM150 97V98H149ZM17 98V97H16ZM54 99V101H53V99ZM118 98V99H117ZM131 98V99H130ZM147 98V99H146ZM155 99V100H152V99ZM62 99V100H61ZM89 99H92L93 101H95V108H94V110H97L98 112H95V113H97V114H94V110L92 109V111H93V113H92V111H91V109L90 108H88L89 107V105L90 104H88V102H90L91 100H89ZM95 99V100H94ZM97 99H98V101H97ZM121 101H120V100ZM136 99V100H135ZM142 99V98H141ZM144 99L146 100V101H144ZM151 99V100H150ZM157 99V100H156ZM99 100H101V101H99ZM131 100V101H130ZM139 102H138V101ZM175 100V101H174ZM55 101L57 102V104L55 103ZM93 101H91V103L93 102ZM220 101V102H219ZM51 102V103H50ZM54 103V109L51 111V107L53 106L52 104ZM61 102H64L65 104H66V106H65V108H64V106L63 107H61L64 103H61ZM138 102V103H137ZM141 102V103H140ZM147 102V103H148ZM229 102H230V104H231V107H229ZM86 103V104H85ZM107 103V104H106ZM122 103V104H121ZM140 103V104H139ZM161 103V102H160ZM57 105V107H55L56 105ZM62 104V105H61ZM64 104V105H65ZM111 104H112V106H111ZM119 104H120V106H119ZM222 104V105H221ZM224 104V105H223ZM244 104V105H243ZM58 105H61V106H58ZM87 105V106H86ZM105 105V107H107V110L108 111H112L111 113L110 112H107V110H106V108H104L103 106ZM125 105V106H124ZM136 105V106H135ZM142 105H141V107H142ZM159 105H161L162 106V104H159ZM227 105V106H226ZM240 105H241V107L243 108H241L240 107ZM244 107H243V106ZM51 106V107H50ZM68 106V107H67ZM99 106H101V107H99ZM61 107V108H60ZM85 107H87L88 108V110H86L85 109ZM98 107V108H97ZM113 107H114V109L115 110H113ZM132 107H135L136 109V111H137V113H136V111H134L133 109H132ZM218 107V106H217ZM103 109L104 108V110H105V114L103 115L101 112L103 111H100L101 109ZM124 108V109H123ZM125 108H126V110H125ZM63 111L62 109H64V113L62 112L60 115H63V116H59V115H57L58 113H55V112H57V110H58V112L60 111ZM67 111H66V110ZM130 109L132 110V112L130 111ZM139 109H140V111H139ZM56 110V111H55ZM91 112H90V111ZM118 110H119V112H118ZM125 110V112H123ZM243 110V111H242ZM81 111V112H80ZM88 111L90 112L89 114H88ZM100 111V112H99ZM114 111V112H113ZM116 111V112H115ZM123 113H122V112ZM242 111V112H241ZM46 113V115H45V113ZM51 112H53V113H51ZM108 113V115H109V117H108V115H107V117H103V116H106V114ZM130 113V115H127L128 113ZM243 112H245V113H243ZM44 113V114H43ZM50 113L51 114H53L54 115V117H53V115L51 116L50 115ZM85 113V114H84ZM101 113V114H100ZM120 114V116H122V115H125L126 117H124V118H120V116H119V114ZM122 113V114H121ZM126 113V114H125ZM56 114V115H55ZM89 115V117H88V115ZM117 114V118H119V119H116L115 118V115ZM243 114H245L244 116H243ZM39 115V114H38ZM43 115V116H42ZM85 115H87V116H85ZM93 115H94V118L96 119H91V118H93ZM99 115V116H98ZM101 115H103V116H101ZM114 117H113V116ZM42 116V117H41ZM56 116L58 117V118H56ZM91 116V117H90ZM112 116V117H111ZM128 116V117H127ZM130 116V117H129ZM247 116V117H246ZM38 117H40L39 119H38ZM87 117V118H86ZM100 117H101V119H100ZM53 118V119H52ZM91 120H90V119ZM102 118H104V119H106V118H108V120L106 121V125H105V127L104 126H101L102 125V123H103V120H102ZM110 118V119H109ZM111 118H112V122H111ZM116 119L117 121H116V123L114 124V120L113 119ZM127 118H130V120L129 119H127ZM244 118V119H243ZM87 119V120H86ZM98 119H100V120H98ZM52 120V121H51ZM91 122H93L92 120H95L93 123H91ZM177 120V121H176ZM85 121V122H84ZM97 121H99V124H98V126L100 125L101 127H104L103 129L105 130V129H107L108 128V130H106V134H108V137H107V135L106 136H103V137H101L102 136V134L104 133H102V128L100 129V126H99V129L97 128V126H95V125H97V124H95V123H97ZM114 121V122H113ZM121 121H123L122 123H121ZM35 122V121H34ZM87 122H90V123H87ZM109 123H111V124H114V125H116V127H117V129L119 130L118 132L116 131V132H114V130H111L110 131V125H109V127H108V124ZM121 125V126H119V128H118V125ZM45 125V126H44ZM48 126V129H47V126ZM88 126V127H85V126ZM90 125V126H89ZM91 126H92V128H91ZM138 126V125H137ZM231 126V127H230ZM39 127V126H38ZM44 127V129H42ZM75 127L77 128V127H79L80 129H81V127H82V130L84 131L85 130V132H86V134L88 133L89 134V128L91 129L90 131H94L95 129L98 131V134H99V131H100V135L101 136H98L97 135V132L96 131H94L93 133L92 132H90V134L88 135L87 134V136H86V139L87 140H89L88 142L90 143L89 145H91L92 147H90V149L92 150V152L89 150V152H88V150L86 151V152H84L85 150H84V147L81 149L83 152L82 153H92L91 154V159L92 160H94L95 161V163H96V165H97V174H98V177H100V179H98V177H92V178H85L86 177V174H85V172H83L82 174H84L82 177H83V179L80 177L79 179L80 180H82V182L79 180H77L78 178L77 177H75L72 173H71V171L70 170H68V164H69V162L68 161H70L69 160V158H70V155H71V158L75 155V154H73V152H75L76 150H74V151H72L74 148H76L75 147V142H77V138H75V132H77V131H74V130H77V129H75ZM96 127V128H95ZM84 128V129H83ZM187 128V131L188 132H185L186 129ZM88 131H87V130ZM229 129H232V134L230 133V132H228V130ZM42 130V134L40 133V131ZM45 131V133H43ZM112 131L114 132L113 134H112ZM235 131V132H234ZM32 132H31V135H32ZM38 132V133H37ZM186 133V134H183V133ZM233 132L235 133L234 134V136H233ZM111 133V134H110ZM248 133H250L249 135H248ZM264 133V132H263ZM39 134V135H38ZM41 134V135H40ZM45 134V135H44ZM91 134H93L94 135V138H96V137H99L100 139H97L96 138V140L98 141H101L102 139H104L105 137V139L103 140V141H101L100 143L102 144V145H105V147L107 148V150H108V154H107V158H106V163H105V165H102L101 163V161L98 159V157L96 156V149H97V147H98V145L100 144V143H98L96 140V142H93V141H91L90 140V138L91 137H89ZM97 136H96V135ZM114 134H116L115 136H114ZM183 134V135H182ZM44 135V136H43ZM49 135V136H48ZM93 135H91V136H93ZM103 135H105V133L103 134ZM113 135V136H112ZM186 135V136H185ZM225 135V136H224ZM41 136V137H40ZM43 136V137H42ZM96 136V137H95ZM112 136V137H111ZM45 137V140H46V142H44L45 140L43 139ZM48 137V138H47ZM50 137V138H49ZM110 137V138H109ZM230 137V138H229ZM30 139V140H29ZM44 140V141H42V143H40L41 142V140ZM93 139V138H92ZM128 139V140H127ZM47 140H49L50 142L48 143V141ZM120 140V141H119ZM131 140V141H130ZM73 141H74V143H73ZM92 142V144H91V142ZM32 142V143H31ZM185 142V143H184ZM40 143V145H38ZM123 143V144H122ZM25 144H27V145H25ZM30 144V145H29ZM43 144L45 145V148H44V152H45V149H46V151L48 152H43L42 151V149H41V147L40 146H42L43 147ZM48 144V145H47ZM94 144V145H93ZM97 146H96V145ZM175 144V145H174ZM73 145V146H72ZM124 145V146H123ZM126 145V146H125ZM36 146V147H35ZM39 146V147H38ZM49 146V147H48ZM191 146V147H190ZM27 147V148H28ZM31 147V148H32ZM47 147V148H46ZM72 147H73V149H72ZM95 148V149H92V148ZM40 148V149H39ZM78 149H79V147H77ZM99 148V147H98ZM192 148V149H191ZM263 148H264V146H263ZM36 149H38V152H40V154L37 152V150ZM50 149H51V151H50ZM87 149V148H86ZM41 150V151H40ZM59 150V151H58ZM81 150H80V152H81ZM194 150V151H193ZM72 151V152H71ZM93 151H94V153H93ZM189 151V152H188ZM192 151V152H191ZM42 152V153H41ZM49 152H50V154H49ZM252 152V153H251ZM38 153V154H37ZM43 153H44V156H42L43 155ZM71 153V154H70ZM185 153V154H184ZM236 153H238V151H236ZM264 153V152H263ZM42 154V155H41ZM49 154V156L48 157H51L52 159H51V162H52V160H54L53 161V164L55 163V167L57 166L58 168H57V170H54V171H57V173L55 172L54 173V171H53V175L51 174V172H52V170H53V168H54V166H53V164H50L51 166H50V168L49 169H51V170H48V172L49 173H47V175L49 174V176H51L50 178H48L49 180H51V178H52V180L50 181L51 183L53 182V178L55 177V176H57V178L58 177H60L61 179H59L60 181H62V182H60L59 184H61V183H63V184H61L62 186H60V190H62V191H66V192H63V194H62V196H60L59 194H61L62 193V191H61V193H59V194H57V196L55 195V194H51V192H53V191H51V192H49V194H47L48 192L47 191H50V188L53 186V185H51L50 184V182L47 180V178H45L46 179V181H42L43 179H41L40 180V178L39 177H41L40 175H42L41 173H40V171H39V167L37 166V160H36V158H37V156H39V155H41L40 157H46V155H48ZM73 154V155H72ZM262 154V153H261ZM161 155L162 154H157V158H158V160H157V162H160V161H162L161 159H162V157H161ZM207 156H209L208 154H207ZM40 157H38L39 159H40ZM210 157V156H209ZM222 158H223V156H221ZM230 157V156H229ZM70 158V159H71ZM173 158V159H174ZM228 155H226V157H225V159L228 161ZM65 159V160H64ZM50 160V159H49ZM60 160V161H59ZM68 160V161H67ZM209 160V159H208ZM233 160V161H232ZM56 161V162H55ZM63 161V162H62ZM119 163H118V162ZM254 161V162H253ZM34 162H37L36 164L34 163ZM50 162V163H51ZM61 162V163H60ZM67 163V166H66V168H67V170H66V168H65V166L64 165H66V163ZM240 162V163H239ZM244 162V164H242ZM57 163V164H56ZM60 163V164H59ZM114 163H116V165L114 164ZM117 163L119 164V166L117 165ZM59 164V165H58ZM64 164V165H63ZM111 164H113V165H111ZM254 164H257V167L254 165ZM34 165H36L35 167H34ZM60 166H64L63 168L62 167H60ZM105 166V167H104ZM115 166H118V167H115ZM242 166H244V167H242ZM259 166H261V167H259ZM53 167V168H52ZM61 168V170H59L60 168ZM241 167V168H240ZM255 167H256V169H255ZM263 167V168H262ZM30 168V169H29ZM34 168H37V169H34ZM116 168V169H115ZM198 168H200V165H198ZM242 168H243V170H242ZM251 168V169H250ZM259 170H258V169ZM29 169V170H28ZM55 169V168H54ZM32 171V172H28V171ZM35 170H37V173H36V171ZM239 170V171H238ZM241 170V171H240ZM262 170V171H261ZM33 171L38 175H36L35 176V174H34V176L38 179V181H37V179L35 180V177H33ZM58 171H60L61 173V175H62V177H61V175L59 174V172ZM64 171V172H63ZM112 171V172H111ZM261 172V173H256V172ZM25 172H27V174L25 173ZM65 172H68V173H65ZM238 172H240V173H238ZM252 172V173H251ZM254 172H255V176H253L254 175ZM63 173V174H62ZM31 174V175H30ZM51 174V175H50ZM58 174L60 175V176H58ZM112 175L111 177L113 178L114 177V179L117 181H115V185H114V189H113V191L115 190V194L112 192V193H110L109 194V192H111V190L109 191V189H106V188H104V186H106L107 187V185H109V183L107 182L108 181V179L109 178H111V177H106L107 175ZM137 174H138V176H137ZM238 174H239V176H238ZM27 175H29V176H27ZM64 175H66V177H64ZM68 175V176H67ZM136 175V176H135ZM256 175H257V178H258V183H255V182H257V179H256ZM260 177H259V176ZM25 176H27V177H29V179H30V176H31V178L33 177V179L36 181V182H34L33 181V183H32V179H28V178H26ZM49 176H47V177H49ZM97 176V175H96ZM105 176V177H104ZM242 176V177H241ZM68 177V178H67ZM185 177V178H184ZM255 177V178H254ZM21 178H22V175H21ZM65 178H67V181H66V179ZM71 178V179H70ZM77 178V179H76ZM95 178H96V181L97 182H95V183H91V181H93L94 182V180H95ZM105 178V179H104ZM55 179V181L54 182H56L57 181V179L56 178H54ZM85 179L87 180V182L90 184L91 183V185L93 184V186H90L88 183H86L85 182ZM91 179H93V180H91ZM241 179V180H240ZM264 179V178H263ZM70 180H71V182H70ZM88 180H91V181H88ZM98 180H101L102 182H100V181H98ZM104 180H107L106 182L104 181ZM28 181V182H27ZM43 183V187L44 188H42L41 186H42V183ZM69 181V182H68ZM104 181V182H103ZM255 181V182H254ZM261 181H262V184H263V186L261 185ZM37 182H39V183H37ZM49 182V183H48ZM78 182H80V185H79V183ZM84 182V184H81V183H83ZM98 182H100L101 184H100V186H99V184H96V183H98ZM120 182V181H119ZM17 183V184H16ZM20 183V184H19ZM22 183V184H21ZM32 183V184H31ZM46 183V186L44 185ZM68 183V184H67ZM76 183V184H75ZM239 183V184H238ZM241 183L244 185V186H242L241 185ZM30 184V185H29ZM87 184V185H86ZM188 185V190H187V194L185 195V198L184 199H187L186 201L183 199V202H181L182 200H180V199H178L177 201L175 200V197H177V190L179 191L183 186H186V185ZM237 184V185H236ZM13 185H14V187H13ZM15 185H18V186H16L15 187ZM36 185H40V187H38V188H36ZM51 185V186H50ZM78 185V186H77ZM88 185H89V187H88ZM98 185V186H97ZM137 185V186H136ZM238 185H240V186H238ZM260 185H261V187H262V189H261V187H260ZM12 186V187H11ZM19 186H20V188H19ZM28 186H30V187H28ZM49 186V187H48ZM70 186V187H69ZM87 186V187H86ZM95 186V187H94ZM34 187V188H33ZM45 187H46V193L44 192L45 191ZM67 187L69 188V189H67ZM72 187H75V191L74 190H72ZM101 187L102 188H104V190L103 189H101ZM118 187V188H117ZM137 187L139 188V189H137ZM13 188H15V189H13ZM28 188H30L29 190H28ZM40 188H41V191H42V189H44V191H42V192H44L45 194H47V195H45L46 196V199H45V197L43 198V196L44 195H42V193H41V198H42V201H45L44 203H45V206H43V208H47V209H43L42 208V206H41V203H42V201H41V203H40V201L38 200H34L35 201V203L32 201L33 199V196L35 197L34 199H38V197H37V195H36V193L39 195V191H40ZM64 190H63V189ZM81 188H83V190L85 189L86 190V188H89V189H87V191H82V189ZM110 188V187H109ZM122 189V192H120L121 191V189ZM239 188V189H238ZM244 188V189H243ZM32 189H34V190H32ZM38 189H39V191H38ZM71 189V190H70ZM80 189V190H79ZM110 189H112V188H110ZM237 189V190H236ZM261 189V190H260ZM9 190H12V191H9ZM102 192H101V191ZM109 191L108 193H105V191ZM120 190V191H119ZM138 190H140V191H138ZM241 190V192H239ZM69 191H73L71 194V196H69L70 195V193H69ZM82 191V192H81ZM199 191V192H198ZM202 191V192H201ZM226 191H227V193H226ZM260 191L262 192L261 194H262V196L260 195ZM33 192V193H32ZM68 192V193H67ZM84 192H87V194H89L90 192L92 193H90L89 195H91V197L90 196H88V195H85L84 194ZM89 192V193H88ZM230 192V193H229ZM233 192V194H231ZM29 193V194H28ZM32 193V194H31ZM99 193V194H100ZM193 193H195V194H193ZM198 193H201V195H199ZM28 196H27V195ZM108 194V195H107ZM236 194V195H235ZM239 194V195H238ZM36 195V196H35ZM54 196V197H52V196ZM65 195V196H64ZM85 197H84V196ZM118 195V196H117ZM195 195V196H194ZM204 197H206V198H204ZM31 196V197H30ZM57 197V199H56V197ZM64 196V197H63ZM88 196V197H87ZM114 196V197H113ZM169 196V197H168ZM25 197H26V199H25ZM37 197V198H36ZM48 197H50V201H51V203H52V200H53V204L52 205H50V204H48L47 203V199H49ZM51 197H52V200H51ZM98 198H99V196H97ZM104 197V198H103ZM118 197V198H117ZM129 199H128V198ZM168 197V198H167ZM194 197H196V200H197V202L193 199ZM212 199H210V198ZM235 197V198H234ZM239 197V198H238ZM255 197V198H254ZM258 197V198H257ZM21 198H22V200H21ZM65 198V199H64ZM67 198V199H66ZM86 198H91V199H86ZM106 198V199H105ZM118 200H117V199ZM140 200H139V199ZM168 200H167V199ZM205 200H204V199ZM223 198V197H222ZM238 198V199H237ZM45 199V200H44ZM58 199H60L59 201H58ZM101 199H99V200H101ZM126 199H127V201H126ZM189 199V200H188ZM240 199V200H239ZM54 200H55V202H54ZM123 200H125V201H123ZM129 200V201H128ZM219 200H221V198H219ZM29 201H31V202H29ZM61 201V202H60ZM83 201H84V203H83ZM85 201H87L86 203H89L88 205L85 203ZM89 201V202H88ZM119 201H120V203L122 204V206H119V205H121L120 203H119ZM257 202V204H259V205H257L256 204V202ZM262 201V202H261ZM28 202H29V204H30V206L29 207H25L26 206V203H27V206H28ZM60 202V203H59ZM115 202V203H114ZM181 202V203H180ZM186 204H185V203ZM220 202V201H219ZM218 202V203H219ZM236 202V203H235ZM23 205H22V204ZM38 203V205H39V207L40 208H42V210L40 211V208H38V205H36ZM40 203V204H39ZM59 203V204H58ZM180 203V204H179ZM182 203H183V205L185 204V206H184V210L182 209L181 210V207H183V205H182ZM195 203H197V205H198V209H200V214H199V219L198 220H196V222L193 224V225H196V226H193L192 224L189 226V222H190V217H189V215H191L190 214V209H192V207H194L196 204ZM217 204V202L216 201H214V204ZM48 204V205H47ZM135 204V205H134ZM37 206V211H36V206ZM56 205H58V206H55ZM132 205V206H131ZM166 205V206H165ZM182 205V206H181ZM211 205V204H210ZM232 205H234V206H232ZM24 206V207H23ZM53 208H52V207ZM90 206V207H89ZM119 206V207H118ZM179 206H180V208H179ZM239 206V207H238ZM56 208V210H55V208ZM58 207V208H57ZM60 207V208H59ZM122 209H121V208ZM137 207H138V210H137ZM172 207H174V209L172 208ZM122 210H120V209ZM173 209L172 211H171V209ZM190 208V209H189ZM220 208V207H219ZM218 208V211L219 212H221V208L219 209ZM229 208V209H230ZM233 208V209H232ZM264 208V207H263ZM127 209H128V211H127ZM139 209H140V212H139ZM179 209L182 211H180V213L182 214V218H185L186 217V219H185V222L183 221L184 219H182L181 220V222L179 221ZM206 209V210H205ZM241 209H242V211L244 212V214H243V212L241 211ZM145 210V211H146ZM238 210H240L239 212H236V211H238ZM17 211H18V213H17ZM21 211L23 212V214L25 215H22L21 216ZM40 211V212H39ZM94 211V210H93ZM118 211V212H117ZM120 211V212H119ZM127 211V212H126ZM206 211V212H205ZM223 211H225V210H223ZM226 211H228V209H226ZM234 211H235V213H234ZM262 211V212H261ZM37 212V213H36ZM69 212V213H68ZM143 212V213H142ZM205 212V213H204ZM3 213L5 214L4 216H3ZM12 213V215H10ZM93 213V212H92ZM145 213V214H144ZM238 213H239V216H241L240 218L238 217ZM248 213V214H247ZM67 214V215H66ZM78 214V215H77ZM142 214H144V215H142ZM237 214V215H236ZM19 215V216H18ZM151 215V214H150ZM207 215V214H206ZM246 215H248V216H246ZM77 216V217H76ZM140 216H142V217H140ZM181 216V215H180ZM185 216V217H184ZM202 216V217H201ZM233 216H235V217H233ZM7 217H5L4 219H0V222L2 221V223L4 224V221L6 222V221H8V219H7ZM67 217V218H66ZM243 217V218H242ZM246 217V218H245ZM37 218V219H38ZM42 218V219H41ZM56 218V219H55ZM65 218H66V220H65ZM77 218V219H76ZM141 218H143L142 220H141ZM235 219V221H234V219ZM239 220H237V219ZM52 219H54L55 220V227H53L52 226V221H53V223H54V220H52ZM189 219V220H188ZM24 220V219H23ZM52 220V221H51ZM19 221H17V222H19ZM25 221V220H24ZM50 221V222H49ZM62 221V223H64V224H62V223H60ZM124 221V222H123ZM168 221H169V223H168ZM189 221V222H188ZM246 221H248V222H246ZM259 221H260V223L262 224V226L260 227V225L261 224H259ZM23 222V221H22ZM49 222V223H48ZM58 224H57V223ZM234 222H235V224H234ZM242 222V223H241ZM244 222V223H243ZM1 223V224H2ZM48 223V225H49V227L47 228L48 230L46 231L45 229H46V224ZM51 223V224H50ZM188 223V224H187ZM247 223V224H246ZM60 224H62L61 226H63V227H61L60 226ZM109 224V225H108ZM145 224V223H144ZM183 224H185L186 226H185V228H184V225ZM198 224V225H197ZM234 224V225H233ZM236 224H238V225H236ZM242 224V226H239V225H241ZM47 225V226H48ZM50 225H51V227L53 228V230L54 231H51L50 232V230L49 229H51V227H50ZM60 226V227H58L59 229H63L65 226V228L68 230L67 232V235H65L64 236V242L61 240V241H59V239L56 237V231H55V229H56V227L57 226ZM88 225H89V223H88ZM87 225V226H88ZM141 225V226H140ZM90 226V225H89ZM112 226V227H111ZM136 226V227H135ZM140 226V227H139ZM193 226V227H192ZM237 226V227H236ZM250 228H249V227ZM143 227V228H142ZM191 227V228H190ZM196 227V228H195ZM240 227V228H239ZM242 227V228H241ZM244 227L246 228V229H244ZM248 227V228H247ZM252 227V228H251ZM74 228V227H73ZM200 228V229H199ZM232 228V229H233ZM235 228H239L238 229V232H236L237 231V229H235ZM134 229V230H133ZM202 229V230H201ZM243 229V230H242ZM251 230L252 231V233H251V231H249V230ZM57 230V229H56ZM92 230V229H91ZM246 230H247V232H246ZM22 231L23 230H21V233H22ZM71 231V232H70ZM135 231V232H134ZM145 231H147L146 230V226H145ZM263 231V232H262ZM71 234H70V233ZM236 232V233H235ZM239 232H241V235H240V233ZM247 233V235H248V232H250V234L247 236L246 235V233ZM21 233H18V234H21ZM53 233H55V235H53ZM261 233V234H260ZM24 234V233H23ZM101 233L100 232H98V235H100ZM243 234H245V236H247V238L245 239V236L243 235ZM114 237H113V236ZM176 235V236H175ZM238 235H240V237L238 236ZM20 236H22V234L21 235H18V237H19V239H18V242H22L24 239L23 238H25V236L22 238V239H20ZM53 236H55V237H53ZM237 238H236V237ZM242 236V237H241ZM244 236V237H243ZM113 237V238H112ZM238 237H239V239H238ZM244 238V239H243ZM243 241H242V240ZM58 240V241H57ZM66 240H68V242H65ZM130 240V241H129ZM235 240V243L233 242ZM71 241H72V243H71ZM107 241V242H106ZM114 241V242H113ZM152 241H153V239H152ZM151 241V243L153 244V254L155 255L156 254V251H157V242H158V240H154V242H152ZM245 241H247V243L248 244H246V242ZM61 242V243H60ZM111 244H110V243ZM155 242H156V244H155ZM244 242V243H243ZM104 243V244H103ZM109 243V244H108ZM132 243V244H131ZM255 243H257V244H255ZM261 243V242H260ZM21 244V243H20ZM70 244V245H69ZM99 244H101V246L99 245ZM103 244V245H102ZM107 244V245H106ZM133 246V244L134 245H136V247L135 246H133L134 248H137L138 247V249L137 250H135L134 251V248H132V246ZM242 244V245H241ZM104 245H106V246H104ZM109 245V246H108ZM138 245V246H137ZM204 245V247H202ZM108 246V247H107ZM154 246H156L155 248H154ZM212 246V245H211ZM101 247V248H100ZM118 247V248H117ZM130 247V248H129ZM242 247V248H241ZM244 247V248H243ZM104 248H106V249H104ZM108 248H109V250H108ZM201 248V249H200ZM243 249H244V251H243ZM75 250V251H74ZM108 252H107V251ZM260 250V251H259ZM118 251V252H117ZM193 251V252H192ZM72 253V254H71ZM109 253V254H108ZM129 253V254H128ZM201 253V254H200ZM260 253V254H259ZM264 253V252H263ZM71 254V255H70ZM117 254V255H116ZM132 254L134 255L131 259H133V260H131L130 261V256H132ZM247 254V255H246ZM258 254V255H257ZM130 255V256H129ZM203 256V255H202ZM241 256V257H240ZM264 254H262V259H264ZM62 257V258H61ZM64 257V258H63ZM67 257H70L69 259H67ZM108 257V260L106 259ZM198 257H199V259H198ZM261 257V256H260ZM72 258V259H71ZM76 258V260L74 261V259ZM110 258V259H109ZM229 258H231V259H229ZM256 258H257V262H256ZM65 259L66 260H68V261H70V263H67V261H65ZM198 259V260H197ZM228 259V260H227ZM234 259V260H233ZM241 259H242V261H243V263H242V261H241ZM259 259H261V258H259ZM78 260V261H77ZM199 260H200V262H199ZM237 260H240V261H237ZM80 261V262H79ZM109 261H111V262H109ZM123 261V262H122ZM234 263H233V262ZM120 262V263H119ZM125 262V263H124ZM131 262V263H130ZM198 262V263H197ZM37 264V261L35 260V261H33L32 263L30 262H28V264ZM228 263V264H229ZM263 263H264V260H263ZM27 264V263H26ZM39 264V263H38ZM152 264H158L155 260L154 261H152ZM206 264H209V262H207Z\"/></svg>", "mask_w": 264, "mask_h": 264}]
</instances>
